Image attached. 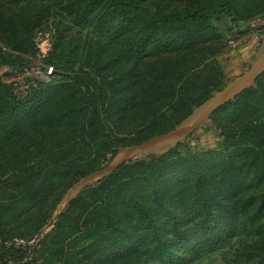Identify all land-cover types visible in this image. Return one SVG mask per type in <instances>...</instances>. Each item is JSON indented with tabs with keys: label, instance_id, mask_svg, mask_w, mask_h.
I'll return each mask as SVG.
<instances>
[{
	"label": "trees",
	"instance_id": "trees-1",
	"mask_svg": "<svg viewBox=\"0 0 264 264\" xmlns=\"http://www.w3.org/2000/svg\"><path fill=\"white\" fill-rule=\"evenodd\" d=\"M170 1L58 0L88 40L65 43L69 28L58 23L41 61L51 81L21 97L0 72V264L39 259L49 238L33 248L15 241L31 210L38 234L118 149L174 130L226 86L218 24L264 19V0ZM0 20V66L13 69L24 40ZM42 31L28 32L33 59ZM210 119L221 150L142 154L82 189L54 223L46 264H264V74ZM239 234L247 242L223 250Z\"/></svg>",
	"mask_w": 264,
	"mask_h": 264
},
{
	"label": "rangeland",
	"instance_id": "rangeland-1",
	"mask_svg": "<svg viewBox=\"0 0 264 264\" xmlns=\"http://www.w3.org/2000/svg\"><path fill=\"white\" fill-rule=\"evenodd\" d=\"M57 1L58 0H44L39 3L19 4L16 6H3L0 4V19H5L3 23L9 25L10 27L8 28L10 30L15 31V37L17 39L24 40V44L20 47V49L25 52L21 57L23 61L19 60L18 64L14 66L13 69H10L8 66H0L1 73L7 72L12 74L10 80L15 82L18 86V91L21 92L19 97L26 93L25 90L33 81L47 83L46 79L42 77L44 68L43 63L38 62L32 57V50L27 42L30 41L28 32L32 30L31 34H33V32L40 29L43 30L42 33L52 36V34L54 35L55 33L54 30L58 26V23H60L63 27L69 28L64 37L65 43L74 44V42H76L82 45L85 40H88L86 31H80V27L72 26L69 16H66ZM169 3L174 4L176 2H172L171 0ZM0 22L2 21L0 20ZM247 25L248 23H242V25L233 26L229 19H225L217 26V31L222 36L223 45V49L217 56V62L224 73L226 84L245 72L247 70L248 61L254 60L259 52L261 46L260 40L263 37L264 29H258L254 26V23H250L249 26H251V28L247 27ZM9 50L12 49L10 48ZM23 63H27L28 67L22 72L21 67ZM228 114V118H231L232 113L228 112ZM215 118H219V115L215 116ZM213 120L210 119L209 124H203L198 127L190 136L178 143L177 146L168 144L167 146L155 150L154 153L160 156L175 149L174 152L171 153L173 156H184L208 150H221L223 147V138L219 135L218 128L215 129ZM107 158H109V154ZM64 197L56 207L53 215L62 207ZM35 209L37 208H34V210ZM33 213L34 211L31 210L29 213L30 215H28V220L22 221V225L18 228L20 238L15 240L17 244L31 245L37 236V234H34L35 227L33 225L36 226V220L35 222L33 221ZM66 231H68V229H66ZM54 234L55 228L53 224L42 236V238L46 237L51 239L52 243L48 239L46 246L44 248L40 247L39 259L35 264H46L48 259L52 256L53 248L56 246L55 239L57 240ZM42 238L40 240H42ZM232 238L233 239L230 240L223 249L226 250V252H237V249L247 242L246 237L241 234ZM220 256L221 255L217 253L213 255V257H216L218 260Z\"/></svg>",
	"mask_w": 264,
	"mask_h": 264
},
{
	"label": "water",
	"instance_id": "water-1",
	"mask_svg": "<svg viewBox=\"0 0 264 264\" xmlns=\"http://www.w3.org/2000/svg\"><path fill=\"white\" fill-rule=\"evenodd\" d=\"M255 27L264 28V19L253 22ZM264 74V33L261 39V46L255 59L248 61V68L237 78L227 83L226 86L214 93L205 103H203L194 113L185 120L180 126L166 134L149 139L139 145L128 146L118 149L116 157L104 168L80 179L74 184L64 197L62 207L52 216L46 226H44L37 234L30 247L42 238L43 234L59 219V217L68 209L71 201L86 186L97 182L103 177L112 174L122 164L132 158L138 157L144 153V157L157 158L159 155L154 153L155 150L172 144L173 146L185 140L199 126L210 123L211 115L220 107L234 100L244 90L255 86L256 80ZM215 129L217 126L214 125Z\"/></svg>",
	"mask_w": 264,
	"mask_h": 264
},
{
	"label": "built area",
	"instance_id": "built-area-1",
	"mask_svg": "<svg viewBox=\"0 0 264 264\" xmlns=\"http://www.w3.org/2000/svg\"><path fill=\"white\" fill-rule=\"evenodd\" d=\"M35 43L37 49L36 60L41 62L51 50V38L48 34L40 32L37 34ZM53 73L54 70L52 67H44L42 77L45 78L48 83L51 81Z\"/></svg>",
	"mask_w": 264,
	"mask_h": 264
}]
</instances>
